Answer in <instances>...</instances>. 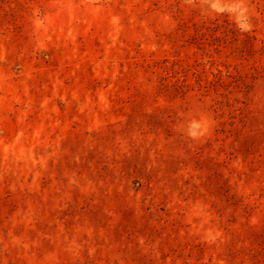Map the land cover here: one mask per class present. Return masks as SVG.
Returning a JSON list of instances; mask_svg holds the SVG:
<instances>
[{
	"label": "rangeland",
	"instance_id": "rangeland-1",
	"mask_svg": "<svg viewBox=\"0 0 264 264\" xmlns=\"http://www.w3.org/2000/svg\"><path fill=\"white\" fill-rule=\"evenodd\" d=\"M0 264H264V0H0Z\"/></svg>",
	"mask_w": 264,
	"mask_h": 264
}]
</instances>
